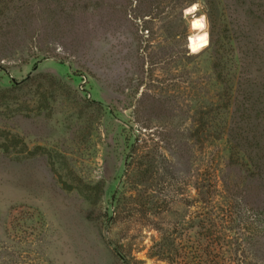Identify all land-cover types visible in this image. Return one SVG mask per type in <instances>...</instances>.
Wrapping results in <instances>:
<instances>
[{"label":"rangeland","instance_id":"374dc122","mask_svg":"<svg viewBox=\"0 0 264 264\" xmlns=\"http://www.w3.org/2000/svg\"><path fill=\"white\" fill-rule=\"evenodd\" d=\"M0 264H264V0H0Z\"/></svg>","mask_w":264,"mask_h":264},{"label":"bare ground","instance_id":"6f19581e","mask_svg":"<svg viewBox=\"0 0 264 264\" xmlns=\"http://www.w3.org/2000/svg\"><path fill=\"white\" fill-rule=\"evenodd\" d=\"M191 28L193 31H196V34L192 38V42L190 44V51L197 52L202 49L207 44V36L203 32L204 25L202 20H194L191 24Z\"/></svg>","mask_w":264,"mask_h":264},{"label":"trees","instance_id":"16d2710c","mask_svg":"<svg viewBox=\"0 0 264 264\" xmlns=\"http://www.w3.org/2000/svg\"><path fill=\"white\" fill-rule=\"evenodd\" d=\"M164 253H167V252L164 251Z\"/></svg>","mask_w":264,"mask_h":264}]
</instances>
